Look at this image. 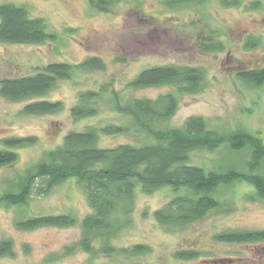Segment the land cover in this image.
Wrapping results in <instances>:
<instances>
[{
    "label": "rangeland",
    "instance_id": "rangeland-1",
    "mask_svg": "<svg viewBox=\"0 0 264 264\" xmlns=\"http://www.w3.org/2000/svg\"><path fill=\"white\" fill-rule=\"evenodd\" d=\"M200 1L203 4L170 7L164 0H124L106 13L95 10L89 0H0L28 6L32 16L45 18L59 35L58 40L41 44L0 41V81L32 75L54 62L75 66L69 78L59 80L42 97L62 103L57 113L25 114L22 109L31 100L14 101L0 93V148L9 137L37 139L33 145L16 149L19 156L13 165L0 168V193L8 183L14 187L18 175L46 152L62 145L69 132L111 122L129 125V117L113 110L109 93L99 98L97 116L77 120L70 110L82 91H98L105 84L112 83L124 102L167 92V86L127 87L141 70L153 65H193L205 71L202 90L183 95L178 111L165 126L181 127L188 117L202 116L213 129L244 128L264 140V85L257 87L238 77L242 70L264 66V0H241L239 6L231 7L223 6L221 0ZM255 2L259 4L251 9ZM211 39L222 41L223 50L202 51L200 44ZM89 57L101 58L105 69L77 67ZM150 141L141 134L110 135L101 137L99 146ZM248 158V151L233 153L222 147L214 152L195 151L190 161L205 168H226L240 166ZM252 190L246 183L222 189L228 210L212 211L175 231L165 229L153 214L176 195L172 188L151 195L137 190L131 223L114 243L121 247L145 244L150 252L128 259L103 254L93 257L78 246L82 219L92 208L81 186L69 179L49 194L33 195L25 207H0V241L12 240L15 251V256L0 257V264H264V241L231 243L215 238L226 231L264 230V200L252 197ZM59 213L73 214L77 222L29 231L15 225L28 215ZM72 247L74 251L69 252ZM187 249H196L200 255L190 260L175 257L177 250Z\"/></svg>",
    "mask_w": 264,
    "mask_h": 264
},
{
    "label": "trees",
    "instance_id": "trees-1",
    "mask_svg": "<svg viewBox=\"0 0 264 264\" xmlns=\"http://www.w3.org/2000/svg\"><path fill=\"white\" fill-rule=\"evenodd\" d=\"M124 0H89L93 8L108 13ZM206 1V0H204ZM223 6H239L241 0H221ZM170 7L201 4L200 0H164ZM203 4V3H202ZM259 3L255 2L251 9ZM43 17L32 16L28 6L11 2L0 3V41L15 44H41L58 40ZM250 42L248 41V44ZM204 52L221 51L223 42L206 40L200 44ZM72 64L54 62L28 76L5 77L0 81V93L11 100H31L22 109L25 114H54L63 105L60 101L42 99L59 80L72 74ZM85 70L105 69L99 57H89L77 65ZM238 77L257 87L264 85V66L245 69ZM206 81L202 67L193 65L161 64L141 70L127 85L131 89L169 87L156 97H134L124 102L122 93L105 84L100 90H85L71 107L77 120L97 116L99 98L109 93L113 110L131 119L129 125L106 123L87 126L83 131H71L64 143L45 153L43 159L17 177L16 184L7 185L0 193L1 206L25 207L33 195L49 194L55 187L75 179L84 190L92 211L82 219V236L78 246L93 257L120 255L130 258L150 252L151 247L135 244L121 247L114 243L118 234L131 223L137 190L151 195L165 187L176 195L153 212L156 220L168 231L183 229L204 219L212 211L228 210L221 190L237 183H246L252 197L264 200V140L244 128L225 131L210 127L202 116L188 117L181 127H168L178 111L183 95L196 94ZM144 135L151 141L141 145L130 143L105 148L99 146L103 136ZM36 138L9 137L2 140L0 168L18 160L16 149L33 145ZM222 147L233 153L249 152L242 165L205 168L191 163L195 151L214 152ZM5 180H3L4 182ZM77 222L70 213L28 215L16 220L20 230L40 227H68ZM221 242L242 243L264 241L263 231H226L216 235ZM69 252L74 248H69ZM196 249L177 250L175 257L183 260L197 258ZM15 256L10 239L0 241V257Z\"/></svg>",
    "mask_w": 264,
    "mask_h": 264
}]
</instances>
